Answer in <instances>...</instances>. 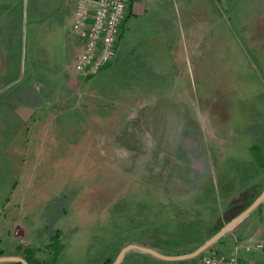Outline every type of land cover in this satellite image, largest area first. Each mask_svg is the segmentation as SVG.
<instances>
[{
	"label": "rangeland",
	"instance_id": "1",
	"mask_svg": "<svg viewBox=\"0 0 264 264\" xmlns=\"http://www.w3.org/2000/svg\"><path fill=\"white\" fill-rule=\"evenodd\" d=\"M60 1L0 0V91L43 95L18 121L0 105V250L47 259L56 230L57 264H102L129 243L176 250L234 218L249 187L262 193L251 147L264 152V0H169L170 30L162 20L155 42L83 79ZM64 195L68 213L48 214ZM261 205L222 239L264 238ZM134 252L120 264H144Z\"/></svg>",
	"mask_w": 264,
	"mask_h": 264
},
{
	"label": "built area",
	"instance_id": "2",
	"mask_svg": "<svg viewBox=\"0 0 264 264\" xmlns=\"http://www.w3.org/2000/svg\"><path fill=\"white\" fill-rule=\"evenodd\" d=\"M131 3L132 0H75L68 30L82 39V47L72 63L73 74L82 79L95 76L117 58ZM235 242L231 255L205 252L200 256V263L264 264L263 237L251 234L242 242L238 239ZM242 249L262 256V260L244 257L239 254Z\"/></svg>",
	"mask_w": 264,
	"mask_h": 264
},
{
	"label": "crops",
	"instance_id": "3",
	"mask_svg": "<svg viewBox=\"0 0 264 264\" xmlns=\"http://www.w3.org/2000/svg\"><path fill=\"white\" fill-rule=\"evenodd\" d=\"M74 2L75 0H61L60 8H64L70 11V15L68 16L69 18L67 20V23L65 24V29L68 32V41L70 42V44H73L75 41L80 42V45L78 47L79 52L82 47V39L77 36L71 35L68 30V27L72 20ZM169 4V0H132L131 8L127 20L124 23L122 35L119 41V61L127 59V53L130 49H133V51L138 48L140 49L138 45L143 42V40L155 42L156 37L159 38L164 35L165 31L164 27L162 26V20H169L170 23L174 21L173 17L170 14V11L168 10L171 9V5ZM21 15L22 14L20 13V16L18 17L19 19L21 18ZM11 17V26H18L19 19L16 20V14L14 13V9H12ZM14 19L17 21L16 23H14ZM9 25L10 22L8 21L7 27ZM24 29H26V27L23 28L22 32H24ZM8 31L11 33L10 30ZM218 231L219 228L216 227L204 238H194L190 241L184 242L183 244H181L179 249L176 250H163L159 246L154 245L152 243H148L147 245L166 255L186 254L199 247L202 243H204ZM222 238L205 252L223 253L226 255H231L235 251V246L237 245L235 240L231 237H229L228 239ZM241 251V255H243L244 257H253L262 260V256L256 253L254 254L252 252L246 254L245 249H242ZM132 255H135L136 259L138 258L140 259V261L142 260L144 264H201L200 259L194 260V258L184 260H169L158 258L149 253L140 251H135Z\"/></svg>",
	"mask_w": 264,
	"mask_h": 264
},
{
	"label": "trees",
	"instance_id": "4",
	"mask_svg": "<svg viewBox=\"0 0 264 264\" xmlns=\"http://www.w3.org/2000/svg\"><path fill=\"white\" fill-rule=\"evenodd\" d=\"M17 21L14 20V23ZM167 22V24H166ZM166 26L170 24L169 20H165ZM22 24L20 20H18V30H16L13 35V38H10L11 41H14L17 43V52H16V58L18 59V64H20V57H21V46H22ZM167 26V31L170 30V26ZM18 35V36H16ZM17 88L15 89H4L0 91V105L2 104L7 108V114H9L10 118L12 121H18L20 119V115L18 114V107L19 106H30V107H35L37 106L43 95L36 91L33 88H30L27 85L20 84L16 86ZM251 152L255 158V163H254V172H256V176L259 175L260 170L264 168V152L262 148L259 145H254L251 147ZM259 189L257 188L256 185L249 187L241 197V201H243L244 207L242 210H240L238 213L235 215L237 216L240 212H242L246 207H248L259 195ZM69 197H64L60 198V200L56 201L55 204L52 207H47V213H54L57 214V216H63L64 214L68 213V207L67 203L69 202ZM262 208V205H260L256 210H260ZM255 210V211H256ZM254 211V212H255ZM253 213V212H252ZM251 213V214H252ZM250 214V215H251ZM51 216V220H55V216ZM234 215V217H235ZM249 215V216H250ZM233 216L228 217V219H232ZM229 220V221H230ZM222 227H219V230ZM236 228V227H235ZM234 228V229H235ZM62 236L63 232L61 230H56L54 233H50L49 238L51 242V246L54 247V252L48 257L47 259H41L40 257L37 256L38 249L34 246H27V247H22V246H16V252L17 254H21L29 264H57L59 261V255L61 251L65 247V243L62 241ZM120 249H118V252ZM1 254H6L4 250H0V255ZM203 254V253H202ZM201 255V254H200ZM115 259V256H108L106 259L103 260L102 264H112ZM0 264H23L21 262H5V263H0Z\"/></svg>",
	"mask_w": 264,
	"mask_h": 264
},
{
	"label": "water",
	"instance_id": "5",
	"mask_svg": "<svg viewBox=\"0 0 264 264\" xmlns=\"http://www.w3.org/2000/svg\"><path fill=\"white\" fill-rule=\"evenodd\" d=\"M263 202H264V190L248 207H246L242 212H240L237 216H235L228 223H226L218 232L212 235L208 240H206L199 247H197L195 250L189 253L180 254V255H166L148 245L129 243L120 250V252L118 253L117 257L115 258L112 264H120L124 256L130 251L145 252L155 257L162 259H169V260H184V259L195 258L200 254H202L203 252H205L206 250H208L215 243H217L227 232L233 230L247 216H249L252 212H254ZM5 262H21L23 264H29L28 261L20 255L1 254L0 263H5Z\"/></svg>",
	"mask_w": 264,
	"mask_h": 264
},
{
	"label": "flooded vegetation",
	"instance_id": "6",
	"mask_svg": "<svg viewBox=\"0 0 264 264\" xmlns=\"http://www.w3.org/2000/svg\"><path fill=\"white\" fill-rule=\"evenodd\" d=\"M193 156H195V155L193 154ZM195 158H196V162H195L194 164H195L199 169H202V168H203V163H202V161L198 160L196 156H195Z\"/></svg>",
	"mask_w": 264,
	"mask_h": 264
}]
</instances>
